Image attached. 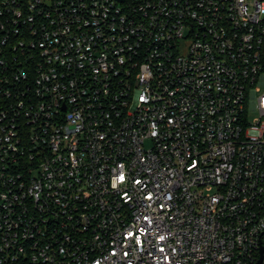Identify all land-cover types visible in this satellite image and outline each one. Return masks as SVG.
<instances>
[{
  "label": "built area",
  "instance_id": "obj_1",
  "mask_svg": "<svg viewBox=\"0 0 264 264\" xmlns=\"http://www.w3.org/2000/svg\"><path fill=\"white\" fill-rule=\"evenodd\" d=\"M262 247L264 0H0V264Z\"/></svg>",
  "mask_w": 264,
  "mask_h": 264
},
{
  "label": "water",
  "instance_id": "obj_2",
  "mask_svg": "<svg viewBox=\"0 0 264 264\" xmlns=\"http://www.w3.org/2000/svg\"><path fill=\"white\" fill-rule=\"evenodd\" d=\"M263 250H264V247H262L261 250H260V254L261 255H260V259L258 260L257 264H260L261 263Z\"/></svg>",
  "mask_w": 264,
  "mask_h": 264
}]
</instances>
